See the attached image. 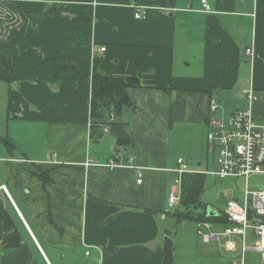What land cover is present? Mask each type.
I'll return each mask as SVG.
<instances>
[{
	"label": "crops",
	"instance_id": "crops-1",
	"mask_svg": "<svg viewBox=\"0 0 264 264\" xmlns=\"http://www.w3.org/2000/svg\"><path fill=\"white\" fill-rule=\"evenodd\" d=\"M206 1L209 13L202 0H0V138L15 145L0 142V264H163L185 203L225 230V210L201 200L217 169L207 134L237 110L264 122V0ZM95 69L141 83L100 124Z\"/></svg>",
	"mask_w": 264,
	"mask_h": 264
},
{
	"label": "built area",
	"instance_id": "built-area-1",
	"mask_svg": "<svg viewBox=\"0 0 264 264\" xmlns=\"http://www.w3.org/2000/svg\"><path fill=\"white\" fill-rule=\"evenodd\" d=\"M203 11L211 12V7L206 0H202ZM134 17L138 20L145 19V10L137 4H133ZM102 52L106 48L100 49ZM246 54L252 56L253 50L247 49ZM248 99H252V92L248 93ZM218 108L216 101L211 102V110L215 112ZM209 153L215 157L217 169L210 172L211 175L220 180L243 178L246 180L245 191L242 201L236 199L228 200L224 216L227 226L221 233H203L201 228L209 230L211 224L200 222L198 233L203 236L204 242L209 243L213 240L227 239L225 249L228 252L237 251V244L233 237L239 236L243 239L242 254L253 250L262 255V264H264V189L250 190L248 181L253 175H264V122H256L251 115L250 110H237L230 113L225 119L214 120L207 134ZM179 168L176 172L182 176L190 172L189 165L184 160H178ZM119 165L111 161L109 167L115 168ZM131 168H135L130 166ZM142 182V174L139 168H136ZM181 180L175 181L179 185ZM0 190L7 192L6 186L0 187ZM179 196L173 191L169 197L171 206L179 204ZM251 230L259 237L257 243L248 247L245 245V239L248 231Z\"/></svg>",
	"mask_w": 264,
	"mask_h": 264
},
{
	"label": "rangeland",
	"instance_id": "rangeland-1",
	"mask_svg": "<svg viewBox=\"0 0 264 264\" xmlns=\"http://www.w3.org/2000/svg\"><path fill=\"white\" fill-rule=\"evenodd\" d=\"M247 95L245 100L236 103V108L247 109ZM244 102V103H243ZM234 106V105H233ZM204 168V167H203ZM209 170H212L211 168ZM205 190L201 197L208 207H213L219 212L225 210L226 204L230 199L242 201L245 191L246 180L243 178L220 180L210 174L206 175ZM250 190L264 189V175H253L248 181ZM172 233L174 241L173 257L174 264H241L243 260L242 244L240 239H235L238 244L237 251L228 252L224 243L226 239L219 241L204 242L203 236L198 235L196 231V223L190 220H184L182 224ZM203 233H209V230L201 228ZM224 231L223 227L215 226L213 231ZM259 237L253 231H248L247 245L253 246L257 243ZM95 255L87 258L93 260ZM244 264H262V255L260 252L248 251L244 256Z\"/></svg>",
	"mask_w": 264,
	"mask_h": 264
},
{
	"label": "trees",
	"instance_id": "trees-1",
	"mask_svg": "<svg viewBox=\"0 0 264 264\" xmlns=\"http://www.w3.org/2000/svg\"><path fill=\"white\" fill-rule=\"evenodd\" d=\"M56 67V75L61 73H72L75 79H88L79 73L75 68L60 66L55 61H51ZM1 78V76H0ZM92 98H91V120L94 123H105L111 112H121L125 106L120 99L128 94V90L141 87L138 78H115L107 74L98 72L95 69L92 79ZM0 142L10 151L14 150L15 145L9 138H0ZM206 206L201 203L184 204V208L175 211L174 216L178 222L184 220H194L198 222L218 223L224 221V217H208Z\"/></svg>",
	"mask_w": 264,
	"mask_h": 264
},
{
	"label": "water",
	"instance_id": "water-1",
	"mask_svg": "<svg viewBox=\"0 0 264 264\" xmlns=\"http://www.w3.org/2000/svg\"><path fill=\"white\" fill-rule=\"evenodd\" d=\"M120 102L123 105H126L128 107V109H130L132 107V103H131L128 95H124L120 99ZM207 216L208 217H214V216H217V213L212 208H208ZM173 246H174L173 238L166 237L165 245H164V261H163V264H173V262H174Z\"/></svg>",
	"mask_w": 264,
	"mask_h": 264
}]
</instances>
